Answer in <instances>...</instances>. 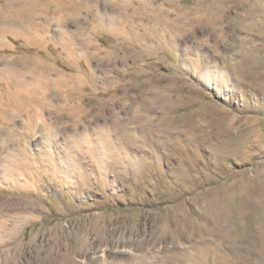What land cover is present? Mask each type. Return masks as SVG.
I'll return each instance as SVG.
<instances>
[{
	"label": "rangeland",
	"instance_id": "1",
	"mask_svg": "<svg viewBox=\"0 0 264 264\" xmlns=\"http://www.w3.org/2000/svg\"><path fill=\"white\" fill-rule=\"evenodd\" d=\"M217 1L156 0L128 37L85 12L44 49L46 17L10 16L32 32L0 31V264H264V0Z\"/></svg>",
	"mask_w": 264,
	"mask_h": 264
},
{
	"label": "crops",
	"instance_id": "2",
	"mask_svg": "<svg viewBox=\"0 0 264 264\" xmlns=\"http://www.w3.org/2000/svg\"><path fill=\"white\" fill-rule=\"evenodd\" d=\"M4 1L7 6V11L13 10V12L5 11L3 7L0 9V15L19 17L21 21L28 27H32L30 16H44L46 21L44 24L35 25V35H31V31L18 30V33H31L30 38L33 43L40 49L46 47L45 37L48 34H54V40L58 47H63V44H67L70 41L67 30L64 28V24L69 22L70 18H78L85 12H93V15L99 19L100 30L106 33L118 32L125 34L128 37V25H123L121 19L124 17H133L134 15L151 16L150 13L155 8L150 7L151 3L156 0H140L142 9H135L133 2L136 0H0ZM217 1V0H216ZM220 1V0H219ZM221 0L220 2H222ZM228 1V0H227ZM218 2V1H217ZM228 7V5H227ZM220 9L223 7L215 4L211 6V9ZM136 11V14L133 12ZM141 11V12H139ZM161 14H164L163 12ZM30 17L26 20V18ZM24 18V19H23ZM25 20V21H24ZM30 21V22H29ZM209 20L206 21V23ZM50 23V24H49ZM128 23V22H127ZM55 27H52L54 26ZM1 31V30H0ZM4 31V30H3ZM23 162L27 160L22 158ZM29 162V161H28ZM27 162V163H28ZM28 164H31L30 162ZM25 168H30V165Z\"/></svg>",
	"mask_w": 264,
	"mask_h": 264
},
{
	"label": "bare ground",
	"instance_id": "3",
	"mask_svg": "<svg viewBox=\"0 0 264 264\" xmlns=\"http://www.w3.org/2000/svg\"><path fill=\"white\" fill-rule=\"evenodd\" d=\"M15 18V17H14ZM29 18V17H28ZM24 19V18H23ZM27 20V19H26ZM30 20V19H29ZM25 21V20H24ZM30 22V21H29ZM31 23V22H30ZM0 30H4L5 32H11V33H14V34H18L17 32H16V27H15V25H14V22H13V18L12 17H10V16H3V15H0ZM208 30V29H207ZM210 31H211V29H210ZM209 32V31H208ZM44 74V73H43ZM39 76V75H38ZM41 77H39L40 79L43 77L44 79L46 78V77H44V76H42V75H40ZM69 77V76H68ZM77 77L81 80L82 79V81L84 80V78H80L78 75H77ZM77 77H75V80L77 81ZM74 78V77H73ZM64 79V78H63ZM92 79V78H91ZM41 80H43V79H41ZM53 80V79H52ZM89 80H90V78H89ZM94 80V79H93ZM65 84V83H64ZM37 87V86H36ZM35 87V88H36ZM38 87H39V85H38ZM33 89V88H32ZM39 90V89H38ZM38 90H37V92H38ZM34 91H36L35 89H34ZM33 91V92H34ZM46 90H44L43 92H41L40 94H41V97H40V95H39V99L38 100H40L41 99V101H46L48 98H47V95H46V92H45ZM36 93V92H35ZM25 95H27L28 96V98H29V100H34V98L36 97V94H33L32 93V91L31 92H28V93H26ZM23 96V97H26V96ZM38 95H37V97H38ZM34 96V97H33ZM33 97V98H32ZM158 98V97H157ZM157 98H156V103L158 104V102H160V99L159 100H157ZM24 103V102H23ZM170 101H169V99L167 98V97H163V104H161V109H168L169 107H170ZM158 107V106H157ZM104 110H105V108H104ZM5 115L3 114V116L2 117H4ZM140 118V120H142V118L141 117H139ZM104 137L106 138L107 137V134L106 135H104ZM147 137H151V135L149 134V132H148V134H147ZM136 137H132V136H129V139H130V141L131 140H133V139H135ZM126 140H128V137L126 138ZM124 142H125V139H124ZM124 144V143H123ZM19 146V145H18ZM25 151V150H24ZM30 152V151H29ZM19 153V152H18ZM33 155V154H32ZM25 156H27V155H25ZM26 160V159H25ZM25 166H28L26 163L24 164ZM205 215V214H204ZM219 219H222V223H224V218H218L217 220H219ZM209 220V219H208ZM171 221L174 223V224H176L177 225V228H176V230H175V232H176V234H178V236H190V234H191V229L192 228H196L198 231H199V234L201 233H205V231H206V229H205V227L203 226V227H200V226H198L197 224H195V222H193L192 220H191V218L189 217V216H183V218L182 219H178V218H176V217H174V218H172L171 219ZM221 230H223V228H221ZM205 260V259H204Z\"/></svg>",
	"mask_w": 264,
	"mask_h": 264
}]
</instances>
